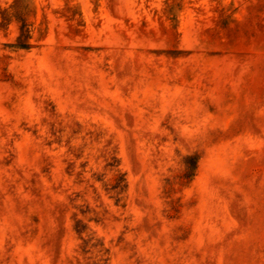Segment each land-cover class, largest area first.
I'll list each match as a JSON object with an SVG mask.
<instances>
[{"label":"rangeland","instance_id":"rangeland-1","mask_svg":"<svg viewBox=\"0 0 264 264\" xmlns=\"http://www.w3.org/2000/svg\"><path fill=\"white\" fill-rule=\"evenodd\" d=\"M0 264H264V0H0Z\"/></svg>","mask_w":264,"mask_h":264}]
</instances>
